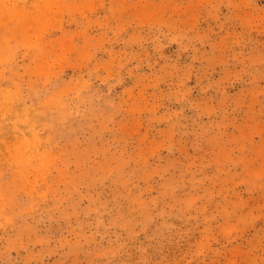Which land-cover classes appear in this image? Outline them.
Wrapping results in <instances>:
<instances>
[{
  "label": "rangeland",
  "instance_id": "obj_1",
  "mask_svg": "<svg viewBox=\"0 0 264 264\" xmlns=\"http://www.w3.org/2000/svg\"><path fill=\"white\" fill-rule=\"evenodd\" d=\"M0 264H264V0H0Z\"/></svg>",
  "mask_w": 264,
  "mask_h": 264
}]
</instances>
